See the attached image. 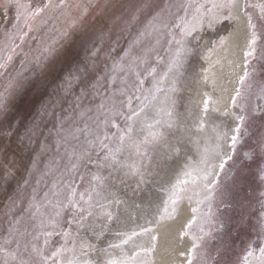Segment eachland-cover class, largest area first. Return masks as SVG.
<instances>
[{
    "label": "snow or ice",
    "instance_id": "1",
    "mask_svg": "<svg viewBox=\"0 0 264 264\" xmlns=\"http://www.w3.org/2000/svg\"><path fill=\"white\" fill-rule=\"evenodd\" d=\"M49 13L66 26L42 32ZM241 33L235 128L209 125L219 109L207 92L200 114L182 120L176 94L190 61ZM257 52L264 59V0H0V156L13 157L0 165V264H151L169 206L196 189L210 196L232 160ZM158 149L182 161L167 184Z\"/></svg>",
    "mask_w": 264,
    "mask_h": 264
},
{
    "label": "bare ground",
    "instance_id": "2",
    "mask_svg": "<svg viewBox=\"0 0 264 264\" xmlns=\"http://www.w3.org/2000/svg\"><path fill=\"white\" fill-rule=\"evenodd\" d=\"M244 46V36L243 33H241L239 37L230 39L223 48L217 47L211 54L201 51L199 56L197 55L200 68L198 71L200 74L199 82H201V86H199L198 94L200 107L195 114H200V109L202 108L200 102L205 92L212 97L210 108L219 109V111L210 112L207 121L209 125L211 122L215 121L228 128H235L238 123L231 113L235 112L240 114V109L231 107V96L234 94V90L239 86L238 76L243 74ZM204 57L208 58L205 59ZM217 61H219V63H216ZM209 65H212L210 70L207 73L204 72V69L209 68ZM250 68L254 69V71L249 80V83L252 85V96L248 118L242 126L239 141L236 145V151L232 154V160L226 163L223 171L218 170L220 171L218 187L210 196H208L206 192L196 189L181 199L175 206L176 210L174 213L172 212V206H169V215H166L163 220L159 221L154 228L153 234L158 235V241L155 252L151 257V264H187V254L192 250L193 245L196 244L197 250L193 264L205 263L208 255L213 249L216 253H219L218 255L221 258L222 256L227 257V254L233 249L234 245H231V240L228 239L229 229L227 226L222 227L215 241H212L213 239L210 237V231L214 232L216 224H218L217 221L220 222V219L222 220L221 211L217 210V203L223 201V203L226 204V201L229 200V202L233 201L234 205L237 204L235 202L239 191L236 185L239 182L237 180L240 177V172L243 169L242 165L245 162L240 158V155L242 154L244 144L247 142V135L249 134L252 136L253 129L256 128L254 118L264 116V99L258 98L260 89L264 87V81L259 79L261 71L264 69V59L259 58V52H257L256 57L251 60ZM205 76L208 77L206 81L204 80ZM225 107L229 108L228 115H222ZM178 108L181 109L180 105ZM250 125L251 127L249 129ZM261 132V141L258 143V149L259 147L261 149L264 147V126ZM253 137L254 139L257 137V131L254 132ZM252 152L251 154L247 152L248 155L246 157L250 158ZM254 152H256V150H254ZM165 159L167 158L164 157V160ZM180 163H182V161H179V164L175 167H169L167 165L168 163L164 164L160 174L168 172L171 169L170 174L175 176ZM261 168H264V160H262L257 174L261 182L259 193L262 200L261 208L253 225L257 239L248 242L246 250L241 254L240 264H244V257L249 250L254 254L252 257H248L249 264H259V249L264 247V179H262L260 172ZM166 176L168 177V173H166ZM173 177L167 178V182L172 180ZM193 208L198 209V211L193 212ZM231 213L232 211H228L225 208L223 216L226 215L229 219ZM215 214H217V216ZM190 221L192 223L189 226ZM181 252L185 253V256H180L179 253ZM207 263L211 264L210 260Z\"/></svg>",
    "mask_w": 264,
    "mask_h": 264
},
{
    "label": "rangeland",
    "instance_id": "3",
    "mask_svg": "<svg viewBox=\"0 0 264 264\" xmlns=\"http://www.w3.org/2000/svg\"><path fill=\"white\" fill-rule=\"evenodd\" d=\"M24 2H31L33 4H38L41 2V0H24ZM50 17V18H49ZM45 19L48 20L47 24L43 25L41 28L42 32H47L50 29H58L61 27L66 26V20L64 17H61L58 13H49L45 16ZM145 18H141L140 23L142 24L144 22ZM140 25L137 24L136 27L138 28ZM117 27H119V22H117ZM135 30V29H134ZM30 35H38V33H31ZM30 43V40L28 41ZM121 46H125V42L121 41ZM27 47V44L25 45ZM199 56V54H198ZM198 57L196 56L194 59H192L187 67V72L182 79L178 92L176 94V112L180 115L181 119L190 121L194 116H196V111L199 109L200 105L198 102V94H199V86H201V82H199V61L197 60ZM17 65H13L12 67L15 68ZM195 70V71H194ZM259 79L264 81V69L261 71ZM261 80V81H262ZM5 83L4 78H0V88L3 87ZM200 83V85H199ZM203 85V84H202ZM198 89V90H197ZM197 90V91H196ZM180 105V108L178 106ZM191 112L192 115L189 116L188 113ZM254 122L256 123V128L253 129V135L254 132L257 131V137L254 139L253 135H247V142L244 144L242 149V154L240 155V158L243 159L244 164L243 169L240 172V177L237 181L238 184L236 185L238 188V196L236 198L237 204H233V201L229 202L227 200L226 204L223 203V201H220L217 203V210L221 211V218L220 222L217 221L218 224H216L214 232L210 231L211 233V239L212 241H215L218 237L219 231L222 230L223 226H227L229 229V236L228 239L231 240V245H234L233 249L227 254V257L222 258L218 255L219 253H216L213 249L210 254L208 255L207 261L203 264H206L209 260L211 264H240L241 263V254L246 250L248 242L251 240H256L257 236L254 232V223L256 220V217L258 215V212L261 208V196H260V188H261V182L258 179V172L259 168L261 166V148L258 149V143L261 141V130L264 126V116H258L257 118H254ZM251 125L249 126L250 129ZM256 150V152H254ZM253 151V152H252ZM252 152V156L250 158H247L245 153ZM155 160L154 164L159 165L157 169L158 173V179L161 184H167V178H171L174 175L170 174V170L168 172H163V174H160L161 169L164 164H167L169 167L179 164V162H173L172 160H164V151L163 149H158L155 154ZM248 159V160H247ZM13 160V157L11 153H9L8 160H5L2 156H0V165H4L9 163ZM160 161V162H159ZM163 161V162H162ZM15 162L18 166L21 165V160L19 157L15 158ZM23 163H27V154H24V160ZM232 166V165H231ZM166 173H168V177L166 176ZM24 174V169L21 167V173L20 176H18V179H21ZM167 177V178H166ZM239 198V199H238ZM5 199V193L0 192V207H2L3 200ZM159 199H163L162 196L159 197ZM226 200V199H225ZM159 202V200L157 201ZM223 203V204H222ZM221 204V205H220ZM232 211L230 214V217L228 219V216H223L224 210ZM227 213V212H226ZM217 216V214H215ZM215 216V217H216ZM225 217V218H223ZM218 225V227H217ZM226 228V227H225ZM51 241L53 244H56L59 241L58 236L51 237ZM214 243V242H213ZM212 243V244H213ZM220 257V259H219ZM155 258V257H154ZM208 264V263H207Z\"/></svg>",
    "mask_w": 264,
    "mask_h": 264
},
{
    "label": "water",
    "instance_id": "4",
    "mask_svg": "<svg viewBox=\"0 0 264 264\" xmlns=\"http://www.w3.org/2000/svg\"><path fill=\"white\" fill-rule=\"evenodd\" d=\"M196 246H197V244H196ZM194 261V260H193Z\"/></svg>",
    "mask_w": 264,
    "mask_h": 264
}]
</instances>
